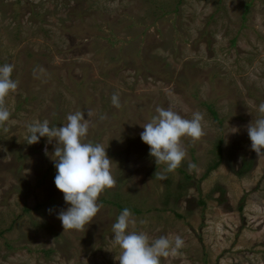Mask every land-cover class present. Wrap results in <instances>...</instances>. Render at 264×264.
Segmentation results:
<instances>
[{
    "label": "rangeland",
    "instance_id": "obj_1",
    "mask_svg": "<svg viewBox=\"0 0 264 264\" xmlns=\"http://www.w3.org/2000/svg\"><path fill=\"white\" fill-rule=\"evenodd\" d=\"M6 63L18 89L0 127V264H118L116 205L135 210L130 231L183 238L161 264H264V155L246 130L264 116V0H0ZM161 106L202 112L206 133L183 139L187 156L166 180L140 139ZM77 110L117 180L79 231L57 219L68 205L54 184L55 140L26 141L28 124L62 126ZM218 144L220 164L204 176Z\"/></svg>",
    "mask_w": 264,
    "mask_h": 264
},
{
    "label": "clouds",
    "instance_id": "obj_2",
    "mask_svg": "<svg viewBox=\"0 0 264 264\" xmlns=\"http://www.w3.org/2000/svg\"><path fill=\"white\" fill-rule=\"evenodd\" d=\"M13 70L14 65L11 64L0 66V127L11 116L6 97L18 89V81L11 78ZM40 71L45 70L41 68ZM111 102L116 108L121 107L118 94L111 96ZM155 111L157 114L143 125L140 139L148 146L149 156L155 164L166 166L164 171L154 173L157 179L166 180L165 173L180 167L187 156L183 139L188 137L195 141L205 136L204 114L196 111L191 119H187L171 107L161 106ZM259 112L264 114V103L259 105ZM86 115L89 117L91 113ZM105 118L101 116V119ZM90 124L85 112L77 110L67 115L66 123L62 126H50L47 119L26 126L28 145L38 143L43 137L48 138L49 143L53 140L56 142L52 153L56 169L54 184L68 205L66 210H60L57 215L64 230L79 231L90 225L103 207L102 203H98L99 197L117 183L112 174L114 162L107 155V148L100 143L85 142ZM4 130L8 129L5 127ZM246 130L251 150L256 155H264V116L251 121ZM190 167L195 168L196 165ZM140 223L146 221L141 220ZM130 225L135 227L136 218L130 209L124 208L112 225V242L121 250L118 264H161V257L175 254L184 246L185 242L179 235L173 240L167 236L151 239L146 232L130 231Z\"/></svg>",
    "mask_w": 264,
    "mask_h": 264
},
{
    "label": "trees",
    "instance_id": "obj_3",
    "mask_svg": "<svg viewBox=\"0 0 264 264\" xmlns=\"http://www.w3.org/2000/svg\"><path fill=\"white\" fill-rule=\"evenodd\" d=\"M209 111H210V113L212 114V116L213 117H215L216 115H215V112L214 111H212L211 109H209ZM217 149V154H216V156H217V158H218V161L217 162H215L212 166H210L209 168H208V170H207V172H206V174L204 175V176H207L211 171H213L214 169H216L217 167H218V165L220 164V159H221V148H220V144H218L217 145V147H216ZM117 207H118V209L120 210V211H123V207H121L120 205H116ZM129 209V208H128ZM131 211H135V210H132L131 209Z\"/></svg>",
    "mask_w": 264,
    "mask_h": 264
}]
</instances>
